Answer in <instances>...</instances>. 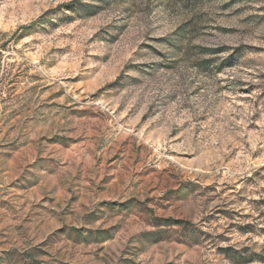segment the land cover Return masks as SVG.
<instances>
[{
	"label": "rangeland",
	"instance_id": "rangeland-1",
	"mask_svg": "<svg viewBox=\"0 0 264 264\" xmlns=\"http://www.w3.org/2000/svg\"><path fill=\"white\" fill-rule=\"evenodd\" d=\"M0 264H264V0H0Z\"/></svg>",
	"mask_w": 264,
	"mask_h": 264
}]
</instances>
